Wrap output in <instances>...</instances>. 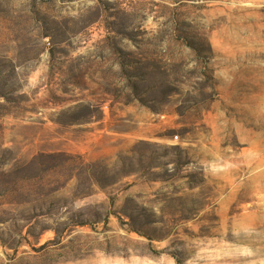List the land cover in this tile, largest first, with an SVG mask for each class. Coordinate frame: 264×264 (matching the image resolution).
Masks as SVG:
<instances>
[{"label":"rangeland","instance_id":"rangeland-1","mask_svg":"<svg viewBox=\"0 0 264 264\" xmlns=\"http://www.w3.org/2000/svg\"><path fill=\"white\" fill-rule=\"evenodd\" d=\"M0 264H264V0H0Z\"/></svg>","mask_w":264,"mask_h":264}]
</instances>
